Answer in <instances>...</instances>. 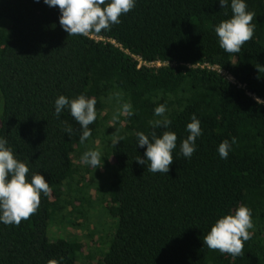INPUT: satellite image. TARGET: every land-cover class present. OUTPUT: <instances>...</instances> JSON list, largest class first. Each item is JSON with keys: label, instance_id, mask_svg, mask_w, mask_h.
Here are the masks:
<instances>
[{"label": "trees", "instance_id": "1", "mask_svg": "<svg viewBox=\"0 0 264 264\" xmlns=\"http://www.w3.org/2000/svg\"><path fill=\"white\" fill-rule=\"evenodd\" d=\"M246 3L254 36L230 54L214 31L232 16L219 0H137L121 23L87 36L64 31L58 6L0 0V137L51 188L28 220L0 223V264H264V106L254 99H264V0ZM81 94L97 100L84 143L67 110L54 115L58 96ZM124 102L134 114L115 119ZM161 104L171 125L153 128ZM193 114L203 135L187 159L180 143ZM153 131L178 137L167 174L135 161L146 151L137 134ZM233 137L221 159L218 146ZM89 150L102 153V168L82 163ZM239 206L254 223L242 254L208 249L212 225ZM90 208L99 211L96 246L49 237L50 222L73 225Z\"/></svg>", "mask_w": 264, "mask_h": 264}, {"label": "clouds", "instance_id": "2", "mask_svg": "<svg viewBox=\"0 0 264 264\" xmlns=\"http://www.w3.org/2000/svg\"><path fill=\"white\" fill-rule=\"evenodd\" d=\"M43 2L49 7H59L60 26L69 36H87L93 32L109 30L121 23L120 17L133 10L137 0H43ZM229 3L231 18L221 21L214 27V31L220 48L227 53L238 54L242 46L254 36L255 25L252 21L255 13L248 10L246 0H219L222 9L228 8ZM254 99L258 105L264 106V99L260 97ZM96 103L95 97L89 98L83 94L71 99L60 95L55 100L54 115L59 119L62 112L67 110L81 126L80 142L84 143L91 136L89 125L97 119ZM166 112V105L163 104L154 109V115L162 119L151 121L153 128H168L171 125V120L165 115ZM133 114L131 103L124 102L114 118ZM65 131L71 135L73 131L71 125H68ZM186 131L189 135L180 143V152L185 158L190 159L197 150V138L203 135L201 121L195 114L187 124ZM177 139V134L173 131H165L160 136L154 131L150 134L138 133L137 146L141 148L146 146V151L143 158L139 156L135 161L140 165H146L149 172L167 174L174 161L173 152L177 148ZM235 143V137L231 143L227 139L220 143L218 153L221 159L228 158ZM8 144L5 137H0V223L19 226L22 220H28L37 212L41 203V193L47 196L51 188L44 175L30 173L29 166L18 158ZM81 160L85 165L95 169L104 166L99 150L86 151ZM253 228L251 209L239 206L234 214L219 218L203 242L210 250L238 257L243 252L244 243L251 239L249 230Z\"/></svg>", "mask_w": 264, "mask_h": 264}, {"label": "rangeland", "instance_id": "3", "mask_svg": "<svg viewBox=\"0 0 264 264\" xmlns=\"http://www.w3.org/2000/svg\"><path fill=\"white\" fill-rule=\"evenodd\" d=\"M1 102H0V106H1ZM98 173H96V175L100 174V169L97 171ZM99 211L95 208H90V212L88 215V218H76L73 219V225L71 223H67L63 222H50L49 227H48V235L51 239H55L58 237H68L73 236L75 237L76 235L79 236V238L83 239V245L86 244V242L90 241L92 243V245H97L98 242L101 240L98 236L99 235H95L93 238L92 236H89V232L90 233H96L98 230L97 227V216L96 214ZM83 219H86L85 221H83ZM104 219V218H103ZM92 239V240H91ZM93 250V247H91L87 253H90V251ZM92 262H88V261H82L81 259V263L79 264H89Z\"/></svg>", "mask_w": 264, "mask_h": 264}, {"label": "built area", "instance_id": "4", "mask_svg": "<svg viewBox=\"0 0 264 264\" xmlns=\"http://www.w3.org/2000/svg\"><path fill=\"white\" fill-rule=\"evenodd\" d=\"M96 38H98V37H96ZM141 63H142V61H141ZM154 64L161 65L162 63H161V62H157V63H149V65H154ZM208 67H209V68H212V69H217V70H219L222 74L226 75V77H227L230 81H232L233 83L237 84L238 86H242L241 83H239V82L237 81V79H236L232 74H230V73L224 71L223 69L219 68L218 66H216V65H213V66H212V65H209V64H208ZM248 93H249L250 95H252V93H250V92H248Z\"/></svg>", "mask_w": 264, "mask_h": 264}]
</instances>
